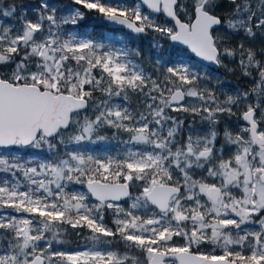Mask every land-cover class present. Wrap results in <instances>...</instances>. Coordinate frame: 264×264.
Instances as JSON below:
<instances>
[{
	"label": "snow or ice",
	"instance_id": "snow-or-ice-1",
	"mask_svg": "<svg viewBox=\"0 0 264 264\" xmlns=\"http://www.w3.org/2000/svg\"><path fill=\"white\" fill-rule=\"evenodd\" d=\"M0 264H264V0H0Z\"/></svg>",
	"mask_w": 264,
	"mask_h": 264
},
{
	"label": "trees",
	"instance_id": "trees-1",
	"mask_svg": "<svg viewBox=\"0 0 264 264\" xmlns=\"http://www.w3.org/2000/svg\"><path fill=\"white\" fill-rule=\"evenodd\" d=\"M97 31H100V29H98ZM119 34L123 35V33H119ZM228 79L231 81L233 85H238L241 83V80H238L237 77L234 76H229Z\"/></svg>",
	"mask_w": 264,
	"mask_h": 264
},
{
	"label": "rangeland",
	"instance_id": "rangeland-1",
	"mask_svg": "<svg viewBox=\"0 0 264 264\" xmlns=\"http://www.w3.org/2000/svg\"><path fill=\"white\" fill-rule=\"evenodd\" d=\"M119 35H121V34H119ZM203 250H205V251H208V250H210V249H208L207 247L205 248V249H203Z\"/></svg>",
	"mask_w": 264,
	"mask_h": 264
}]
</instances>
